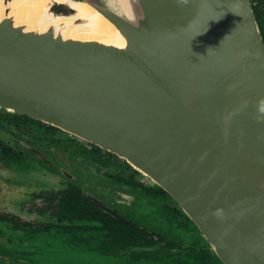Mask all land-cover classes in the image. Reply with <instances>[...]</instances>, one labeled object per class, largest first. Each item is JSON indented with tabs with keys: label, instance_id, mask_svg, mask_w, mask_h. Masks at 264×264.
<instances>
[{
	"label": "water",
	"instance_id": "95a60500",
	"mask_svg": "<svg viewBox=\"0 0 264 264\" xmlns=\"http://www.w3.org/2000/svg\"><path fill=\"white\" fill-rule=\"evenodd\" d=\"M76 1L122 44L36 29L29 11L7 10L0 113L125 159L192 220L215 264H264V34L253 1Z\"/></svg>",
	"mask_w": 264,
	"mask_h": 264
},
{
	"label": "flooded vegetation",
	"instance_id": "af4514ba",
	"mask_svg": "<svg viewBox=\"0 0 264 264\" xmlns=\"http://www.w3.org/2000/svg\"><path fill=\"white\" fill-rule=\"evenodd\" d=\"M61 152L76 161L68 163ZM0 165L11 171L2 178L8 188L23 192L13 200L15 210H0V239L7 237L10 244L0 240V256L9 263L62 264L57 259H67L81 246H88L80 251L86 264H95V258L103 259L100 264H167L166 251L179 248H184L175 252L179 264L212 260L151 179L145 182L125 159L58 127L0 114ZM127 185L130 197L121 191ZM32 243L50 256L32 257L26 252Z\"/></svg>",
	"mask_w": 264,
	"mask_h": 264
},
{
	"label": "bare ground",
	"instance_id": "6f19581e",
	"mask_svg": "<svg viewBox=\"0 0 264 264\" xmlns=\"http://www.w3.org/2000/svg\"><path fill=\"white\" fill-rule=\"evenodd\" d=\"M55 2L73 7L75 12L67 16L53 14L49 8ZM7 10L11 15L13 13L18 14L20 11H29L35 15L36 20L33 23H26V25L36 29L53 25L64 35L72 33L78 34L77 36L80 38L100 37L101 40L106 42L117 38L119 41L117 43L122 44L115 26L97 10L83 2L76 0H0V19L5 16ZM77 19H80V21L75 22Z\"/></svg>",
	"mask_w": 264,
	"mask_h": 264
},
{
	"label": "rangeland",
	"instance_id": "374dc122",
	"mask_svg": "<svg viewBox=\"0 0 264 264\" xmlns=\"http://www.w3.org/2000/svg\"><path fill=\"white\" fill-rule=\"evenodd\" d=\"M253 1H254V3H256L255 0H253ZM256 13H257V17H258L260 26L262 28V32L264 34V7L256 6ZM65 135H66V133H64V132L61 133V136H65ZM60 155H63L64 157H66L65 161H67L68 163H71L72 161H74V162L76 161L67 152H61ZM92 169H93V171L95 170L97 172V170L95 168H92ZM0 173H1V175H0V210H15L16 206L13 203V200L16 198L15 196L17 194L22 195L23 192H20L21 194H19V191L17 189H15V186L8 188L9 184L2 180V178H4L3 176H6L5 174L11 175V171H10L9 167L0 165ZM137 176H139V175H137ZM139 177H141V176H139ZM141 178L143 180H145V182H151L150 178H148L146 175H142ZM121 191L125 196H128V197H130L131 194H133V192L130 190V187L128 185L126 187L125 186L121 187ZM5 192H7V193H5ZM104 200H106L108 202V199L104 198ZM150 202H151L152 207L156 208L158 206L157 203L152 202V201H150ZM171 202L176 207H179L178 204L173 199H171ZM1 233H3L2 228H0V234ZM190 237H191L190 234L185 235V238L187 240H189ZM0 240H2L8 244L7 237L2 236ZM8 245H10V244H8ZM27 247H28V251H26V252L31 254L32 257L36 256V257L46 258V256H50L49 253H46V250L44 248H40L41 246H39V244H37V243L29 244V245H27ZM84 247L88 248V246L77 247L74 251L68 253V255H70V257H68L67 259H57V260L60 261V263H62V264H69V263L70 264H86V262H89L88 258L83 257L80 254V251L83 250ZM183 249L184 248L172 249L170 252H168V253L173 252L172 254H168L167 253L168 250H167L166 251V263L168 262L170 264H179L178 260L175 258H179L180 256L175 252H178V251L182 252ZM8 260H9L8 258H4V257L0 256V264H14V263H9ZM102 260L103 259H101V258H95V259H92L91 261L95 262V264H100V263H102ZM52 261L56 262V260H52ZM143 261H146V259ZM46 263L49 264V261H46ZM133 264H137V263H133Z\"/></svg>",
	"mask_w": 264,
	"mask_h": 264
},
{
	"label": "trees",
	"instance_id": "16d2710c",
	"mask_svg": "<svg viewBox=\"0 0 264 264\" xmlns=\"http://www.w3.org/2000/svg\"><path fill=\"white\" fill-rule=\"evenodd\" d=\"M253 1V0H252ZM256 1V3H254V1H253V4H254V7H255V11H256V6H260V7H264V0H255ZM0 114H2V113H0ZM19 116V115H18ZM20 116H23V115H20ZM26 117H28V116H26ZM31 118V117H30ZM37 120V119H36ZM38 121H40V120H38ZM40 122H42V121H40ZM44 123V122H43ZM55 127V126H54ZM56 128V127H55ZM109 152V151H108ZM109 154H114V153H112V152H109ZM114 155H116V154H114ZM117 156V155H116ZM153 186L157 189V190H159V191H161L162 193H164L165 195H166V197H168V198H170V199H172L170 196H169V194L162 188V187H160L159 185H156V184H153ZM177 210H178V212L180 213V215H182L183 216V218H182V221H183V224L186 226V228H187V226H189L190 225V227L193 229V231L195 232V237L194 238H196L195 239V242L196 241H200L199 243H202L203 244V250L202 251H204V252H207V253H205V257H209V258H211L212 260H209V262H207V264H215L214 262H217V258L216 257H214L213 255H212V253H211V249H210V247H209V245H208V243L205 241V239H204V237L202 236V234L200 233V231L198 230V228L196 227V225L192 222V220H190L181 210H180V208L179 207H177ZM110 218V222L111 223H113V221L111 220V218L113 219V217H109ZM115 219V218H114ZM173 225V224H172ZM175 232V231H174ZM175 233H177V232H175ZM178 235H179V237H181L182 236V233H177ZM197 242V243H198ZM142 264H146L145 262H143Z\"/></svg>",
	"mask_w": 264,
	"mask_h": 264
},
{
	"label": "clouds",
	"instance_id": "9594fccd",
	"mask_svg": "<svg viewBox=\"0 0 264 264\" xmlns=\"http://www.w3.org/2000/svg\"><path fill=\"white\" fill-rule=\"evenodd\" d=\"M261 111H264V104L261 105Z\"/></svg>",
	"mask_w": 264,
	"mask_h": 264
}]
</instances>
